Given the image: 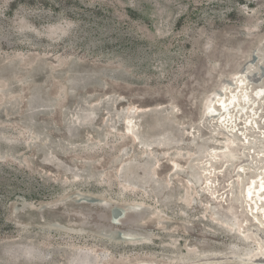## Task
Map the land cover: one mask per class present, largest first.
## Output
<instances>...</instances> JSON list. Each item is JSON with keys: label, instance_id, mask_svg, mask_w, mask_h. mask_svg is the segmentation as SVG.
<instances>
[{"label": "rangeland", "instance_id": "1", "mask_svg": "<svg viewBox=\"0 0 264 264\" xmlns=\"http://www.w3.org/2000/svg\"><path fill=\"white\" fill-rule=\"evenodd\" d=\"M263 182L264 0H0V264H264Z\"/></svg>", "mask_w": 264, "mask_h": 264}, {"label": "bare ground", "instance_id": "2", "mask_svg": "<svg viewBox=\"0 0 264 264\" xmlns=\"http://www.w3.org/2000/svg\"><path fill=\"white\" fill-rule=\"evenodd\" d=\"M241 70V69H240ZM240 72L239 70L236 71V73ZM241 73V72H240ZM243 73V72H242ZM235 74V73H234ZM233 75V74H232ZM249 78V77H248ZM247 79V78H246ZM232 80V78L230 79ZM229 80V81H230ZM239 83H238V86L240 87V92L238 91V93L235 91H232L229 93V95L227 97H225V99H222V95H221V91H220V88L218 89H213L204 99V102H203V114H202V117H209L211 119L213 118H216L219 121L223 120V118H227L228 116H230V107H233L236 105V104H239L240 103V100H242L243 102L241 103H246L248 98H249V95L246 91V85L243 86L244 84V80L245 78H240L239 79ZM225 81V80H224ZM223 81V82H224ZM249 81V80H248ZM228 82V81H227ZM247 82V81H246ZM227 85V84H225ZM228 85H229V82H228ZM236 85V83H235ZM218 86H223V83H221L220 85L218 84ZM232 86V85H230ZM229 86V87H230ZM245 87V88H244ZM229 90V89H228ZM248 90V89H247ZM225 91V90H224ZM227 92V91H226ZM262 93V88H258L256 90H254V93L252 94V98L255 97L257 98L258 96H260ZM226 96V95H224ZM250 102V101H249ZM218 105V111L216 110L215 106ZM234 105V106H233ZM232 108V109H233ZM237 110V109H236ZM240 110V108H239ZM233 111V110H232ZM231 111V112H232ZM237 112V111H236ZM235 112V113H236ZM231 117V116H230ZM223 122V121H222ZM221 124V123H220ZM264 183V182H263ZM249 185L250 183L248 184V186H246V188H249ZM262 185H257L256 187L258 188L257 190H259V188H261ZM247 196V195H246ZM259 197V195H258ZM260 198V197H259ZM118 215V214H117ZM261 215L264 217V208H261ZM115 216V215H114ZM121 216L118 215V217H114L116 218L117 220L120 218ZM264 219V218H263ZM113 223H116V222H113Z\"/></svg>", "mask_w": 264, "mask_h": 264}, {"label": "water", "instance_id": "3", "mask_svg": "<svg viewBox=\"0 0 264 264\" xmlns=\"http://www.w3.org/2000/svg\"><path fill=\"white\" fill-rule=\"evenodd\" d=\"M253 60H254V57H253ZM91 202H95V201H98V199H96V198H90L89 199ZM124 213V210L122 209V214ZM113 221L114 222H117V219L116 218H113Z\"/></svg>", "mask_w": 264, "mask_h": 264}]
</instances>
